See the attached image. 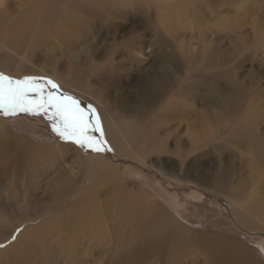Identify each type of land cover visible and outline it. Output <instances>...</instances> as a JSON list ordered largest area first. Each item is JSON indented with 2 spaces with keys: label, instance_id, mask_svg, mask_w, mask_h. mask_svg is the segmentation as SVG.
Returning a JSON list of instances; mask_svg holds the SVG:
<instances>
[{
  "label": "bare ground",
  "instance_id": "bare-ground-1",
  "mask_svg": "<svg viewBox=\"0 0 264 264\" xmlns=\"http://www.w3.org/2000/svg\"><path fill=\"white\" fill-rule=\"evenodd\" d=\"M166 4L0 0V69L16 77L49 76L91 101L103 117L100 134L113 152L157 170L170 186L190 191L186 201L177 194L167 198L148 184L145 172L57 143L47 129L0 117V174L7 178L0 180L6 185L0 190V233H5L0 234V264L5 255L10 258L7 254L18 259L22 254L21 264H57L61 258L75 264L80 253L96 264H264L263 235L248 238L225 214L214 215L212 198L205 194L223 198L245 230L264 229V132L258 124L224 127L248 143L249 175L236 150L202 123L188 130L187 148L175 137L176 157L166 155L172 125L173 132L180 129L171 116L184 110L185 98L205 106L208 123L214 119L223 125L239 117L242 107V116L252 113L242 94L220 89L213 77L203 81L208 84L203 91L201 79L188 75L190 53L183 40L177 44L170 38ZM154 25L150 41L146 29ZM146 42L158 49L149 52H155V60L141 75L137 63ZM223 75L234 85L230 74ZM187 79L189 84L179 83ZM261 116L264 122V112ZM228 148L235 154L229 160ZM191 151L200 153L196 166L188 161ZM215 151L219 159L212 168L200 165L204 153ZM16 232L17 240L10 242Z\"/></svg>",
  "mask_w": 264,
  "mask_h": 264
},
{
  "label": "rangeland",
  "instance_id": "rangeland-1",
  "mask_svg": "<svg viewBox=\"0 0 264 264\" xmlns=\"http://www.w3.org/2000/svg\"><path fill=\"white\" fill-rule=\"evenodd\" d=\"M155 2L158 5L167 3L166 5L169 8L167 21L170 23L167 24V28L171 26L170 38H175L177 44L183 40V49L190 53V59L188 60L187 66L188 75L190 77L194 76L195 78L201 79L202 86H204L203 91H207L206 87H208V84H204V82L213 81L210 80L209 77L215 78L220 89H228V91H230L229 93H232L233 95L236 94L237 96L242 94L241 101H243V104H246V107L252 111L251 114L246 111L247 113L242 116V112L245 107L239 108L242 109L240 110L239 117L232 116L231 119L223 125L220 123L221 120L212 119L211 122H214L215 126L211 127L209 125L211 122L208 123L210 118L207 121L208 116H204L206 114V111L204 110L205 106H202L200 102L193 105L192 101H189V99L187 100V98H185V104L182 108L184 110L180 113V115L172 114L171 116L172 123H176V127L179 126L180 129L177 132H173L175 129H173L172 125V132H170L168 136L170 145L168 146V153L166 155L173 158L176 157V154L174 153L175 151H173L175 137H179L182 146L187 148L188 144L186 142V137L189 133L188 130L193 128V124L198 123L199 127L202 123L204 129L207 131H213L214 134L221 136L223 138V144L229 143V147H232V149L236 150L235 154L238 156L240 155L239 160L241 163L243 162L242 167H244L243 170L245 171V174L249 175L250 171L247 167V158L251 153V149L248 143H246L243 139H240V136V138L235 136L232 130L231 134L226 133V128L224 127L227 123L229 127L232 124L233 126L235 125V127H238L237 125H239V127H254L257 123L260 131L264 132V122H262L263 119H261L262 112H264V0H155ZM169 19L171 21H169ZM155 28L156 25H154V28L150 26L146 29V39L150 38L149 40L151 41V39L154 38L153 34L155 33L154 31H156ZM143 31L145 32V29ZM145 46H147L146 51L144 52V55L141 56V60L137 63L136 73L138 72L141 75H146L149 73L151 70L150 63L155 60V52L149 54V52L154 49V47H150L149 43L147 42L145 43ZM155 47L156 49L154 50H157V46ZM2 55L3 53L0 52V57L4 56ZM0 71H2L5 75L15 79H23L25 76L46 77L51 79L59 86V88L52 89L50 85L45 84V95L49 91H53L58 97L61 94L65 96H72L77 101H79V106L85 110L86 117L91 114V109H94L96 112L95 118H98L99 124L102 123L103 117L101 114H97V107H95L91 101L83 100L79 96L72 95L70 92L62 88V86L55 79L49 76L38 74H23L20 77H16L15 74L11 75L5 70L0 69ZM226 73L230 74V79H232V82L235 81L234 85L238 86L227 83L228 78L223 75ZM181 74L183 73L180 72V75ZM134 75H136L135 72ZM180 82L187 84L189 79L179 80V83ZM217 96L219 98H223L224 93L220 92L219 90ZM175 97L182 98L178 95H175ZM224 99H227V97ZM177 107L180 108L181 106L178 104ZM258 109L260 110L257 114L256 110ZM216 110L218 113H220L217 107ZM254 111L257 115L253 113ZM50 115L51 112H48V114L45 116L20 114L19 116H11L7 118L4 117V120L8 123H11V121L13 122L23 120L24 122L29 123V125L33 124L34 126L36 125L35 127L47 129L46 134L50 137H53L55 142L65 143L58 139L55 134L51 132L50 122L48 120V116ZM257 116L260 118V120ZM95 118H93V123L96 122ZM238 129L239 128L236 129L235 133H239ZM90 137L93 138V143H95L97 147H103L105 149L103 151H99L98 153L105 155L114 164H119L122 162L126 165H129L132 170L134 168L141 172H145L149 178L148 184L154 186V188H157L156 190H159V194H162L167 198L177 194L180 196V200L186 201L189 199L187 196V194L190 193L189 189H177L172 185L170 186L167 178H162L157 170H152L148 167L147 169L145 165L113 152L109 143L105 140V138L102 137L100 132L93 131L90 133ZM221 137H219V140H221ZM236 138H238L239 141H235L234 139ZM101 141L103 143H101ZM70 145L79 148L74 144ZM85 149V151L89 150L87 148ZM89 151L96 152L91 150ZM198 154H200L198 151H191L188 154V161L191 166H196L199 164V160H195L196 156H199ZM218 154L219 151L204 153V155H202L200 158V165L203 164L206 165V167L212 168L215 162H217L219 159ZM235 154L231 149L228 148L226 150L225 159L229 160L235 156ZM0 175V180L5 181V179H7L5 176H3V173ZM158 181L162 182V185L165 187L163 186L160 188ZM2 183L4 182H1V184ZM1 184L0 190L3 187V184ZM4 186H6L5 183ZM11 191L13 194L17 192L15 190ZM260 191L264 195V183L261 185ZM201 192H203V190ZM6 193L7 192H5V194ZM205 194L210 199L212 198L215 208L214 211L216 212H214V215L218 213H222L223 215L225 214L224 216H226V218H228V220H230L232 224H234L239 229L241 234L246 233L244 236H247L248 238H258L262 235V237H264V229L259 228L256 230L247 231L241 227L233 217L231 210H228L224 206L225 200L223 198L213 197L214 195L208 193ZM9 227H11V225L8 226V228ZM4 230L6 231L5 228ZM3 232L0 234H5ZM18 233L16 232L14 234L13 237H15V239L12 237L10 242L17 240ZM262 242L264 243L263 240ZM7 255H10V258L5 255L3 258V260H5L3 264H21L20 262L22 261V254L20 255L19 259L15 258V256H11V254ZM86 258H88V260ZM91 258L86 254L80 253L75 260H81L79 262L74 260L73 262H76L75 264H79L80 262L82 264H96V261ZM63 260L64 259L61 258L62 262H58L57 264H64Z\"/></svg>",
  "mask_w": 264,
  "mask_h": 264
},
{
  "label": "snow or ice",
  "instance_id": "snow-or-ice-1",
  "mask_svg": "<svg viewBox=\"0 0 264 264\" xmlns=\"http://www.w3.org/2000/svg\"><path fill=\"white\" fill-rule=\"evenodd\" d=\"M45 84L50 85L52 89L59 88L54 81L46 77L25 76L23 79H15L0 71V116H45L51 112L48 116L50 129L58 139L74 144L80 149L87 148L96 152L105 150L103 147H97L90 137L91 132L102 131L98 118H95V110L91 109V114L86 117L85 110L72 96L61 94L58 97L53 91L45 95ZM93 118L96 119L95 123ZM2 247L4 245H0V248Z\"/></svg>",
  "mask_w": 264,
  "mask_h": 264
}]
</instances>
